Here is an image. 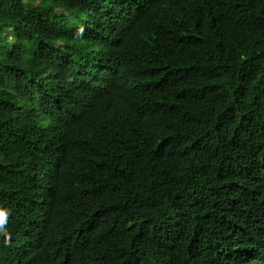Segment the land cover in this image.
<instances>
[{
	"label": "trees",
	"instance_id": "trees-1",
	"mask_svg": "<svg viewBox=\"0 0 264 264\" xmlns=\"http://www.w3.org/2000/svg\"><path fill=\"white\" fill-rule=\"evenodd\" d=\"M0 264H264V0H0Z\"/></svg>",
	"mask_w": 264,
	"mask_h": 264
},
{
	"label": "clouds",
	"instance_id": "clouds-1",
	"mask_svg": "<svg viewBox=\"0 0 264 264\" xmlns=\"http://www.w3.org/2000/svg\"><path fill=\"white\" fill-rule=\"evenodd\" d=\"M7 217H8V212L4 210L3 208H0V234H3L5 237V243H10L11 241V236L7 231Z\"/></svg>",
	"mask_w": 264,
	"mask_h": 264
}]
</instances>
